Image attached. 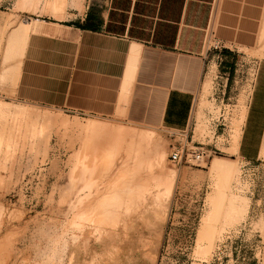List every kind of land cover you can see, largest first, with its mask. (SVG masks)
Segmentation results:
<instances>
[{
	"label": "rangeland",
	"instance_id": "rangeland-1",
	"mask_svg": "<svg viewBox=\"0 0 264 264\" xmlns=\"http://www.w3.org/2000/svg\"><path fill=\"white\" fill-rule=\"evenodd\" d=\"M48 1L0 0V108L11 112L0 116V264H264V90L254 93L255 65H235L264 62V28L250 49L209 44L189 127L177 132L19 96L28 37L95 30L107 2L66 0L54 17ZM223 56L232 65L215 70ZM19 108L52 120L30 126L12 115ZM86 123L143 138L136 151L97 147L80 132ZM178 144L204 162L171 163ZM217 159L235 170L227 182L210 170Z\"/></svg>",
	"mask_w": 264,
	"mask_h": 264
},
{
	"label": "crops",
	"instance_id": "crops-1",
	"mask_svg": "<svg viewBox=\"0 0 264 264\" xmlns=\"http://www.w3.org/2000/svg\"><path fill=\"white\" fill-rule=\"evenodd\" d=\"M263 28L264 0H107L95 30L29 36L16 90L22 98L47 96L68 112L185 131L209 44L229 53L250 49ZM212 60L215 70L233 61ZM237 64L256 66L254 93L262 94L264 62Z\"/></svg>",
	"mask_w": 264,
	"mask_h": 264
},
{
	"label": "bare ground",
	"instance_id": "bare-ground-1",
	"mask_svg": "<svg viewBox=\"0 0 264 264\" xmlns=\"http://www.w3.org/2000/svg\"><path fill=\"white\" fill-rule=\"evenodd\" d=\"M47 8L49 9L50 11V14L54 17H59V16H63L64 13H65V8H66V0H49L48 1V4H47ZM49 14V13H48ZM30 26V23L27 24V29H29V26ZM24 31L25 28H24ZM26 33V32H25ZM23 32V34H25ZM24 48V47H23ZM23 50V49H22ZM11 110V109H9ZM13 110V109H12ZM15 110V109H14ZM11 112L8 111V107L7 109H3V108H0V116H2L4 119H6V117L10 114ZM12 115L13 116H16L17 118L20 117V118H24L25 120L28 121L27 124H30V126H34L36 125L38 122L42 121L41 123L42 124H45V123H49L52 119L49 117V116H45V115H40L36 112H30V111H25L24 109H17L15 110L14 112H12ZM16 118V119H17ZM61 125L63 126H66L67 122L66 121H61L60 122ZM87 125V123H86ZM111 127V126H110ZM109 127V128H110ZM108 128V126H107ZM106 127H103L101 125H97V124H90L87 125V126H84L83 128L80 129V132L84 135L85 137V140H87L88 142H91V143H95V146L97 147H102L103 145L104 146H114L116 145L117 147L118 146H123V145H127L128 147H130V149L132 148L135 149L134 151H136V148L140 146H138V143L139 141H141V139L143 138L142 136L143 135H137V134H133L132 131H130L131 134H129V137L127 138V135H125L124 133H116L112 130H109L107 129ZM5 128H3L4 130ZM120 130V129H119ZM121 130H124V129H121ZM130 130V129H129ZM112 131V132H111ZM140 132V131H139ZM11 133V130L8 131V134ZM135 133V132H134ZM126 137V139H125ZM147 138V137H146ZM103 139L104 142H103ZM150 139V138H149ZM84 140V139H83ZM145 142V141H144ZM143 142V143H144ZM146 143V142H145ZM142 145V143H141ZM149 145V144H148ZM127 147V148H128ZM149 147V146H148ZM107 148V147H106ZM144 148V147H143ZM139 149V148H138ZM129 150V149H128ZM142 150H140V153H141ZM145 151V150H144ZM130 152V151H129ZM139 153V152H138ZM147 153V152H146ZM149 153V151H148ZM147 155V154H146ZM142 156V155H141ZM140 156V157H141ZM144 156V155H143ZM142 156V157H143ZM164 156V155H163ZM139 157V158H140ZM135 158V157H134ZM133 158V159H134ZM137 159V158H136ZM160 159V158H159ZM158 159V160H159ZM128 160V159H126ZM163 160V158H162ZM161 160V161H162ZM159 162V161H158ZM127 163V162H126ZM163 163V162H162ZM162 165V164H161ZM210 170H213L215 171L216 173H218L222 178H223V181L227 182L232 173H235V170L232 169V167L223 162L222 160L220 159H217L215 161H213V163L211 164V167H210ZM137 179H141V178H137ZM136 178L134 180H137ZM138 182V180H137ZM170 189V188H169ZM221 192V191H220ZM233 198V197H232ZM219 201H221V194L220 193H217V196L214 197L212 203H213V210L211 211V213L209 214V216L207 217L208 219L211 218V214L213 211L216 210L217 208V205H219ZM229 201H231V198L229 199ZM160 202V201H159ZM229 203V202H228ZM206 229V228H205ZM204 229V230H205ZM204 234V233H203ZM205 238V237H204ZM209 239V236L207 237ZM206 239V238H205ZM207 240V239H206ZM208 242H210L208 240ZM210 245V244H209Z\"/></svg>",
	"mask_w": 264,
	"mask_h": 264
},
{
	"label": "built area",
	"instance_id": "built-area-1",
	"mask_svg": "<svg viewBox=\"0 0 264 264\" xmlns=\"http://www.w3.org/2000/svg\"><path fill=\"white\" fill-rule=\"evenodd\" d=\"M218 45H214L213 49L221 51ZM169 160L173 164H190L199 166L204 162V154L196 148H189L186 144L173 146L170 150Z\"/></svg>",
	"mask_w": 264,
	"mask_h": 264
},
{
	"label": "trees",
	"instance_id": "trees-1",
	"mask_svg": "<svg viewBox=\"0 0 264 264\" xmlns=\"http://www.w3.org/2000/svg\"><path fill=\"white\" fill-rule=\"evenodd\" d=\"M221 53L229 55L230 53L226 50H222Z\"/></svg>",
	"mask_w": 264,
	"mask_h": 264
}]
</instances>
